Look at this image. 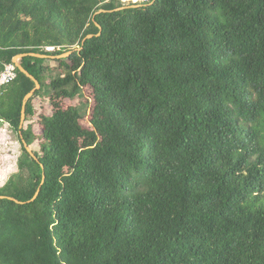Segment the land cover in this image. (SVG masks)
Returning <instances> with one entry per match:
<instances>
[{
  "label": "trees",
  "instance_id": "1",
  "mask_svg": "<svg viewBox=\"0 0 264 264\" xmlns=\"http://www.w3.org/2000/svg\"><path fill=\"white\" fill-rule=\"evenodd\" d=\"M126 3L0 0V264H264V0Z\"/></svg>",
  "mask_w": 264,
  "mask_h": 264
},
{
  "label": "rangeland",
  "instance_id": "2",
  "mask_svg": "<svg viewBox=\"0 0 264 264\" xmlns=\"http://www.w3.org/2000/svg\"><path fill=\"white\" fill-rule=\"evenodd\" d=\"M124 2L123 0H120ZM127 3H140L133 0H125ZM146 0H141L144 2ZM50 67H55V62L46 63ZM57 70L56 72H59ZM90 91L87 88H83V97L76 99L74 101L65 100L63 101V106H82L81 110L83 113L82 125L88 127L89 116L92 111V102L90 99ZM34 114L28 117L26 124H30L32 131L36 137L40 136V128L38 124V118L40 115L49 116L51 115V106L48 97L36 98L33 102ZM25 124V123H24ZM38 141L30 147V149H35L37 147ZM21 154V146L17 141L16 135L8 128L6 124L0 125V187L8 180L10 175L16 172V162L17 158Z\"/></svg>",
  "mask_w": 264,
  "mask_h": 264
},
{
  "label": "water",
  "instance_id": "3",
  "mask_svg": "<svg viewBox=\"0 0 264 264\" xmlns=\"http://www.w3.org/2000/svg\"><path fill=\"white\" fill-rule=\"evenodd\" d=\"M92 38L91 35L87 36L83 42L86 40V39H90ZM71 54V52H68L66 54H63V55H60L58 57H50V58H57V59H66L69 55ZM26 55H20V56H17L13 59L12 63L16 66V68L19 70V72H21L22 74H24L26 77H28L29 79H31L34 84H35V87L34 89H32L24 98L23 100V104H22V110H21V121H20V126H19V130L22 128V125L24 123V119H25V105L27 103V101L33 96V94L40 88L38 82L30 75L28 74L20 65H19V60L24 57ZM30 56L32 57H36V58H40V59H44V58H47V56H43V55H37V54H30ZM24 147L26 149V151L31 155L32 158L35 159V156L33 155V153L31 152L30 150V147H28L27 145L24 144ZM44 175H42V180H41V185L43 184L44 182ZM40 189L38 188L34 197L32 198L31 202L35 200V198L37 197L38 193H39ZM3 198V197H0V199ZM12 200V199H11Z\"/></svg>",
  "mask_w": 264,
  "mask_h": 264
},
{
  "label": "built area",
  "instance_id": "4",
  "mask_svg": "<svg viewBox=\"0 0 264 264\" xmlns=\"http://www.w3.org/2000/svg\"><path fill=\"white\" fill-rule=\"evenodd\" d=\"M47 51H52L53 48H46ZM16 66L11 64H5L3 70L0 73V87L12 82L16 77Z\"/></svg>",
  "mask_w": 264,
  "mask_h": 264
},
{
  "label": "crops",
  "instance_id": "5",
  "mask_svg": "<svg viewBox=\"0 0 264 264\" xmlns=\"http://www.w3.org/2000/svg\"><path fill=\"white\" fill-rule=\"evenodd\" d=\"M124 2H126L125 0H123ZM134 1V0H133ZM139 2V1H138ZM140 2H141V0H140Z\"/></svg>",
  "mask_w": 264,
  "mask_h": 264
},
{
  "label": "bare ground",
  "instance_id": "6",
  "mask_svg": "<svg viewBox=\"0 0 264 264\" xmlns=\"http://www.w3.org/2000/svg\"><path fill=\"white\" fill-rule=\"evenodd\" d=\"M134 1H137V2H138V1H140V0H134Z\"/></svg>",
  "mask_w": 264,
  "mask_h": 264
}]
</instances>
